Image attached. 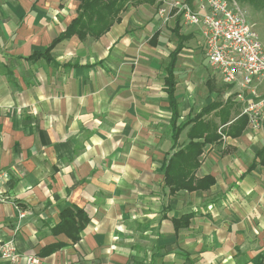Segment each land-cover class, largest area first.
<instances>
[{"label": "crops", "instance_id": "1", "mask_svg": "<svg viewBox=\"0 0 264 264\" xmlns=\"http://www.w3.org/2000/svg\"><path fill=\"white\" fill-rule=\"evenodd\" d=\"M81 4L0 0V246L12 241L37 264H264V127L226 133L242 105L217 73L221 86L208 78L205 104L189 115L218 98L237 106L227 124L217 120L220 140L196 172L215 184L176 194L165 185L174 152L167 66L180 48V109L189 43L209 69L200 30L164 25L159 0L130 2L99 38L75 34L32 59L66 33ZM188 142L185 131L179 146ZM68 208L88 219L77 242L58 229Z\"/></svg>", "mask_w": 264, "mask_h": 264}, {"label": "trees", "instance_id": "2", "mask_svg": "<svg viewBox=\"0 0 264 264\" xmlns=\"http://www.w3.org/2000/svg\"><path fill=\"white\" fill-rule=\"evenodd\" d=\"M150 1L153 2L154 0ZM81 2L79 16L68 27L66 33L56 39L45 54H35L31 57L32 59L43 57L62 40L75 34H78L82 39L86 38L88 34L94 38H99V36L107 33L115 23L121 21L120 15L127 9L130 2H142V0H81ZM249 2L257 7H264V0H249ZM180 51L181 49L178 48L171 53L167 66V77L165 78L169 109L172 114L170 125L174 152L162 169L165 185L171 194L180 191H207L215 184V180L211 176L202 179L196 178V172L200 167V159L205 148L210 144L218 143L220 140L217 133L219 129L217 120L221 124H227L231 113L237 108L232 97L227 102L218 98L216 102L204 107L196 116H189L181 120L175 77L177 57ZM231 88V86L226 87L227 90ZM215 91V87L210 86V92L214 93ZM235 113L241 115L240 111ZM247 126V117L241 116L228 127L226 133L236 138L242 134ZM185 131L189 142L180 147L179 140ZM223 132L221 135L225 134ZM87 222L86 214L82 210L74 211L68 208L61 214V223L58 229L77 242ZM174 224L175 227H178L181 222L176 219Z\"/></svg>", "mask_w": 264, "mask_h": 264}, {"label": "built area", "instance_id": "3", "mask_svg": "<svg viewBox=\"0 0 264 264\" xmlns=\"http://www.w3.org/2000/svg\"><path fill=\"white\" fill-rule=\"evenodd\" d=\"M157 15L164 25L198 28L207 66L235 90L250 129L264 127V46L255 27L230 0H159ZM224 137V136H223ZM26 214L20 212V218ZM0 260L27 264L39 261L18 253L12 241L0 246Z\"/></svg>", "mask_w": 264, "mask_h": 264}, {"label": "rangeland", "instance_id": "4", "mask_svg": "<svg viewBox=\"0 0 264 264\" xmlns=\"http://www.w3.org/2000/svg\"><path fill=\"white\" fill-rule=\"evenodd\" d=\"M230 1L238 7L244 17L255 27L264 46V7H257L249 0ZM171 42L174 46L176 43L175 37L170 39L169 43ZM189 44L181 60V69L179 71L181 72L179 76V91L182 98L180 113L183 118L196 114L205 104L208 98V90L205 83L208 78L216 77L218 85L221 86L222 84L213 71L211 72L210 69L207 70L204 67V56L203 52L200 51V46L194 41ZM170 50L171 48L167 49L166 52ZM189 56H192V58ZM190 62H193L196 67L191 72L188 70ZM189 72L191 76L188 77Z\"/></svg>", "mask_w": 264, "mask_h": 264}]
</instances>
